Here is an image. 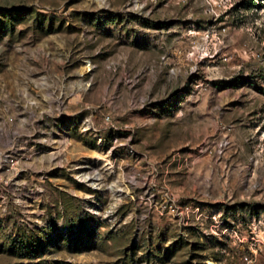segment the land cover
Instances as JSON below:
<instances>
[{"label":"rangeland","instance_id":"obj_1","mask_svg":"<svg viewBox=\"0 0 264 264\" xmlns=\"http://www.w3.org/2000/svg\"><path fill=\"white\" fill-rule=\"evenodd\" d=\"M0 264H264V0H0Z\"/></svg>","mask_w":264,"mask_h":264}]
</instances>
